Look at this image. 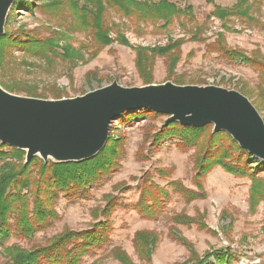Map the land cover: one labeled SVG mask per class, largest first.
<instances>
[{
  "label": "rangeland",
  "instance_id": "obj_1",
  "mask_svg": "<svg viewBox=\"0 0 264 264\" xmlns=\"http://www.w3.org/2000/svg\"><path fill=\"white\" fill-rule=\"evenodd\" d=\"M53 1L60 5V0H20L26 7L10 10L5 30L39 40L54 38L58 47L49 63L21 49H12L10 58L0 67L1 87L6 84L20 88L21 92L12 94L25 97V90L33 89L43 97L40 99L58 100L81 96L114 81L127 88L143 86L131 49L114 42L92 58L87 36L72 28L69 11L52 5ZM167 1L181 9L190 6L192 17L175 19L165 31L141 26L138 32L130 21L120 19L114 12L109 11L107 19L133 48L183 40L173 73H168L166 57L153 60L150 84L171 82L234 90L259 109L264 121V0L253 5L250 19L231 17L227 22L211 13L216 6L232 7L236 0ZM115 37L116 32H112L111 38ZM67 45L84 54V61L73 68L59 57L60 49ZM224 49L241 53L252 65L230 59ZM165 120V116L153 113L114 120L109 137L123 142L117 167L76 197L59 195L53 205L56 219L31 238L12 235L3 248L16 245L29 250L64 231H88L105 222L110 226L107 245L90 251L81 264H121L112 255L115 249L124 253L131 264H194L219 250L228 251L232 264H264V201L255 207L250 205V180L234 178L219 167L197 180L194 160L203 149L182 147L175 138H165L157 144L153 141ZM208 131L212 132V126ZM31 171L34 176L36 167ZM258 177L264 183V171ZM179 185L190 195L181 193ZM152 186L166 195L158 197ZM144 188L149 192L145 201L151 207V217L135 208ZM109 199L114 207L105 217ZM153 200L157 201L155 205ZM184 217L193 222L178 219ZM142 231L154 234L157 240L148 260L137 254L133 246L135 234ZM3 248L0 246V264H7ZM205 264H215L214 259Z\"/></svg>",
  "mask_w": 264,
  "mask_h": 264
},
{
  "label": "trees",
  "instance_id": "obj_2",
  "mask_svg": "<svg viewBox=\"0 0 264 264\" xmlns=\"http://www.w3.org/2000/svg\"><path fill=\"white\" fill-rule=\"evenodd\" d=\"M250 1L236 0L232 7L225 9L216 6L211 15L222 22H227L231 17L240 20L250 19L253 5L258 4L257 0H254L255 3ZM17 3L19 5H16ZM59 3L60 5L57 4V1H53L52 5H56L58 8L64 7L69 11L73 20L72 28L84 33L89 39L88 46L93 49L92 58L114 42L131 49L135 53L134 65L143 85H148L151 82L152 63L156 57H166L168 73H173L180 59L179 50L183 40L174 42L168 40L165 46L133 48L116 25L108 24L109 11L114 12L120 19L130 21L137 32L140 31L141 26H152L165 31L175 19L191 18L193 15L190 6L181 9L167 0L157 2L147 0H60ZM16 7L26 6L20 0H16L13 8ZM112 32H116L114 39L111 38ZM57 47L54 38L39 40L5 30L4 35L0 38V67L10 58L12 49H21L31 57L49 63L56 56L54 48ZM60 50L59 57L68 62L71 68L84 61V54L80 49L67 45ZM224 53L230 59H240L246 64H251L239 52L224 49ZM2 88L9 93L22 91L20 88L15 89L6 84H2ZM25 93L27 97L43 98L36 95L37 92L33 89L25 90ZM257 110L259 111L258 108ZM150 113L152 112L140 110L124 113L119 118L135 119L140 114ZM210 127L207 125L201 128H192L170 123L167 127L162 126L161 130L153 136V141L157 144L165 138H175L182 147L195 146L203 149V152L196 155L194 160L196 179H201L216 167L234 178H247L251 182L250 205L257 206L259 202L264 201V183L258 177L264 171V162L247 154L227 134L208 131ZM122 146V140L117 141L109 137L103 150L90 160L79 163L54 164L51 161L44 163L39 158H33L30 162L25 163L24 152L0 144V246L3 248V243L8 241L12 235L27 239L39 230L45 229L50 221L56 219L53 205L58 196L76 197V194L84 192L98 179L114 170L122 153ZM32 167L37 169L34 176L31 174ZM152 188L158 192V197L166 195L157 186H152ZM179 188L181 193L186 196L190 195V192L184 190L180 185ZM148 193L144 188L135 208L140 214L151 217V207L145 201ZM108 201L110 202V199ZM109 202L107 209L103 212L104 215L106 214L105 217L110 215V209L114 207ZM153 202L155 205L157 201L153 200ZM178 219L184 220V223L193 222L192 219L186 217ZM11 221L14 223L11 224ZM109 231L108 223L99 222L88 231L78 233L64 231L52 237L42 246L26 250L11 245L4 247L3 252L8 258L7 264H81V260L90 251L107 245ZM156 241V237L152 233L137 232L133 239L134 250L148 260L155 248ZM179 241L189 247L185 240L179 239ZM112 255L121 264H131L128 257L117 249L112 250ZM210 258L214 259L215 264H232V256L227 250L209 253L194 264H205Z\"/></svg>",
  "mask_w": 264,
  "mask_h": 264
},
{
  "label": "water",
  "instance_id": "obj_3",
  "mask_svg": "<svg viewBox=\"0 0 264 264\" xmlns=\"http://www.w3.org/2000/svg\"><path fill=\"white\" fill-rule=\"evenodd\" d=\"M16 0H0V38ZM146 110L166 117L163 127L212 126L264 162V121L247 97L216 86L171 82L122 87L117 82L74 98L18 96L0 86V144L25 153V163H79L105 147L111 123L124 113Z\"/></svg>",
  "mask_w": 264,
  "mask_h": 264
}]
</instances>
